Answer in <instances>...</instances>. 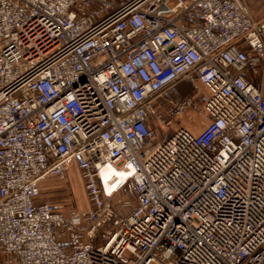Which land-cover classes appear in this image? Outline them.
Returning <instances> with one entry per match:
<instances>
[{
  "label": "built area",
  "instance_id": "2783aa9c",
  "mask_svg": "<svg viewBox=\"0 0 264 264\" xmlns=\"http://www.w3.org/2000/svg\"><path fill=\"white\" fill-rule=\"evenodd\" d=\"M196 111L201 133L154 143ZM73 166L92 207L38 202ZM109 166L127 173L112 190ZM0 264H264L247 0H0Z\"/></svg>",
  "mask_w": 264,
  "mask_h": 264
},
{
  "label": "rangeland",
  "instance_id": "374dc122",
  "mask_svg": "<svg viewBox=\"0 0 264 264\" xmlns=\"http://www.w3.org/2000/svg\"><path fill=\"white\" fill-rule=\"evenodd\" d=\"M254 17L258 20L264 19V0H247ZM191 91L181 88L182 95H188ZM166 106V105H165ZM164 106V107H165ZM172 127H162L157 123L154 128V143L162 142L166 136H172L178 128L188 129L193 135H198L207 125V118L200 111L190 112L174 120ZM41 196L38 202H60L68 209L87 210L92 207L86 195V184L84 183L80 171L77 169L68 171L64 179L50 177L42 183ZM117 199H124L123 195H118ZM128 214L130 209L122 211Z\"/></svg>",
  "mask_w": 264,
  "mask_h": 264
},
{
  "label": "bare ground",
  "instance_id": "6f19581e",
  "mask_svg": "<svg viewBox=\"0 0 264 264\" xmlns=\"http://www.w3.org/2000/svg\"><path fill=\"white\" fill-rule=\"evenodd\" d=\"M127 176L126 172L120 171L114 167H107L101 173L103 181L106 183L108 189L112 190L122 183Z\"/></svg>",
  "mask_w": 264,
  "mask_h": 264
},
{
  "label": "crops",
  "instance_id": "0c3cea01",
  "mask_svg": "<svg viewBox=\"0 0 264 264\" xmlns=\"http://www.w3.org/2000/svg\"><path fill=\"white\" fill-rule=\"evenodd\" d=\"M251 8V7H250ZM259 20V19H258ZM264 20V19H263ZM199 134V133H198ZM70 170H75V171H77V167H75V166H73ZM69 170V171H70Z\"/></svg>",
  "mask_w": 264,
  "mask_h": 264
}]
</instances>
